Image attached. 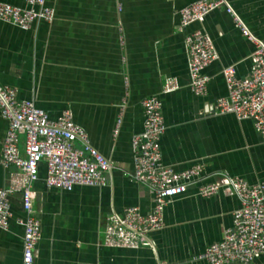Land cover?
Segmentation results:
<instances>
[{
  "label": "crops",
  "instance_id": "0c3cea01",
  "mask_svg": "<svg viewBox=\"0 0 264 264\" xmlns=\"http://www.w3.org/2000/svg\"><path fill=\"white\" fill-rule=\"evenodd\" d=\"M25 6L26 0H0ZM201 0H46L54 22L40 21L30 30L0 22V85L11 86L18 99L34 101L53 119L69 110L89 134L92 145L114 165L107 187L77 186L72 192L46 185L47 167L40 164L32 189L41 239L34 264H207L198 260L208 246L220 242L232 225L240 201L223 194L203 198L197 186L165 210L164 227L150 234L154 248L138 250L104 246L106 219L122 217L129 207L143 213L153 208L149 189L131 179V142L143 131L144 99L160 95L166 132L162 138L165 165L183 171L201 164L210 181L225 175L251 184L264 182V141L251 120L217 115L216 101L228 94L223 68L235 65L247 78L256 45L240 31L224 8L206 18L219 60L206 68L212 80L206 97L189 87L185 34L179 11ZM248 30L264 45V0H227ZM168 78L180 89L164 95ZM122 106L119 134L114 135ZM8 122L0 114V188L8 184L1 165ZM25 137H21L24 149ZM13 219L0 229V264H22L25 212L20 195L11 197ZM252 264H264V255Z\"/></svg>",
  "mask_w": 264,
  "mask_h": 264
},
{
  "label": "built area",
  "instance_id": "2783aa9c",
  "mask_svg": "<svg viewBox=\"0 0 264 264\" xmlns=\"http://www.w3.org/2000/svg\"><path fill=\"white\" fill-rule=\"evenodd\" d=\"M224 8L231 14L241 33L256 45L247 78H239L235 65L223 68L228 94L217 99V115L233 114L237 120H251L264 141V45L246 28L227 0H201L179 11V30L185 34L188 53L189 87L197 97H206L211 76L205 73L219 54L214 41L202 26L212 12ZM55 11L46 0H26L25 6L0 1V22L30 30L36 22L51 24ZM180 84L168 78L164 95L176 92ZM143 131L132 138L134 172L131 179L146 186L153 196V208L143 213L129 207L122 217L113 213L106 219L103 244L108 248L138 250L154 248L150 234L164 227L165 210L192 186L196 194L211 198L219 194L235 197L240 208L233 214L232 225L220 242L211 244L198 256L207 264H252L264 255V182L251 184L247 180L225 175V183L208 182L201 164L183 171L165 165L162 159V138L166 132L161 96L143 100ZM125 107L122 106L114 135L119 134ZM0 114L8 122L2 143L1 165L8 171V184L0 188V229L7 231L14 217L11 197L20 195L24 217L16 222L23 228L22 264H34V252L41 239V222L36 216L32 189L39 180L40 164L47 167L49 188L72 192L77 186L107 187V174L113 163L91 143L89 134L74 122L69 110L58 118L36 106L34 101L18 99L11 86L0 85ZM25 137L24 149L21 137ZM87 264H105L90 262ZM166 264V263H165Z\"/></svg>",
  "mask_w": 264,
  "mask_h": 264
}]
</instances>
